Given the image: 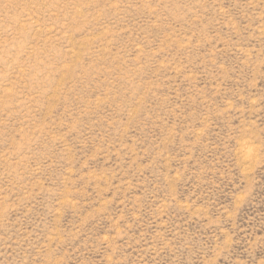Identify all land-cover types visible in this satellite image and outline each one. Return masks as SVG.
I'll return each instance as SVG.
<instances>
[{
  "label": "rangeland",
  "instance_id": "1",
  "mask_svg": "<svg viewBox=\"0 0 264 264\" xmlns=\"http://www.w3.org/2000/svg\"><path fill=\"white\" fill-rule=\"evenodd\" d=\"M0 264H264V0H0Z\"/></svg>",
  "mask_w": 264,
  "mask_h": 264
}]
</instances>
